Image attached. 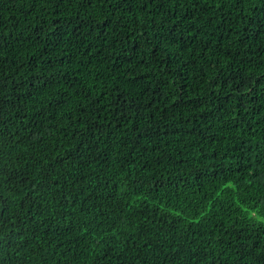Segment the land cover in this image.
<instances>
[{"label":"trees","instance_id":"obj_1","mask_svg":"<svg viewBox=\"0 0 264 264\" xmlns=\"http://www.w3.org/2000/svg\"><path fill=\"white\" fill-rule=\"evenodd\" d=\"M0 264H264V0H0Z\"/></svg>","mask_w":264,"mask_h":264}]
</instances>
